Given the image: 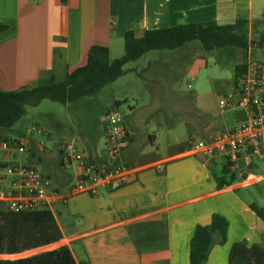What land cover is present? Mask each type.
I'll list each match as a JSON object with an SVG mask.
<instances>
[{
    "label": "crops",
    "instance_id": "crops-1",
    "mask_svg": "<svg viewBox=\"0 0 264 264\" xmlns=\"http://www.w3.org/2000/svg\"><path fill=\"white\" fill-rule=\"evenodd\" d=\"M241 20L248 21L249 32L256 27L257 32H264V0H0V23L10 26L0 35V88L15 91L51 79L63 82L68 74L87 64L90 49L96 45L108 47L110 59L113 54L122 57L129 31L141 34L190 24L233 25ZM232 53L243 56L240 50ZM138 65L125 69L126 74L112 84L124 81L130 73L141 77L143 70ZM202 65L201 60L192 64L189 76H197ZM237 66L239 76L250 67L239 61ZM141 85L138 82L133 90L118 96L112 92L108 105L98 100V94L94 102L88 100L93 99L90 97L68 104L81 123L77 128L70 122L74 127L69 129L59 124L58 138L68 136L62 142L38 123L48 143L35 134L0 131V143L11 140L29 146L25 157L14 150L0 151L4 159L34 167L50 178L48 194H59L50 210L62 240L51 245L53 249L69 248L77 264H190L196 228L210 225L215 215L228 220L227 239L222 244L221 235L215 234L206 264H229L230 251L238 242L264 245V222L251 210L250 205L256 202L247 190L252 184L264 182V175L254 173L260 166L255 160L249 162L245 170L253 180L237 177L235 183L221 188L217 178L224 177L229 167L227 158L191 153L188 150L195 140L187 144L180 140V132L187 127L192 137L210 141L242 123L244 111L231 109L234 124L229 110L215 117L199 103V107L186 110L180 123L173 92L153 81ZM141 87L149 88L157 101H166L171 108L157 121L150 114L139 115L138 105L129 106L130 113L123 115L129 137L123 161L134 169L128 182L102 188L98 196L73 195L82 169L74 160L64 164L62 146L73 141L102 168L114 165L108 153L105 112L111 106L121 110V104L129 103L127 98L138 100ZM93 108H98L94 120ZM155 128L169 136L164 145L159 142L161 132L153 133ZM9 133L18 139H12ZM9 182L0 183V189H8ZM0 204L6 206L5 210L0 207V212L8 210L6 202Z\"/></svg>",
    "mask_w": 264,
    "mask_h": 264
},
{
    "label": "trees",
    "instance_id": "trees-1",
    "mask_svg": "<svg viewBox=\"0 0 264 264\" xmlns=\"http://www.w3.org/2000/svg\"><path fill=\"white\" fill-rule=\"evenodd\" d=\"M10 26L0 23V35ZM124 55L114 61L106 46L90 49L87 64L67 75L63 82L55 79L39 82L33 87L15 91L0 88V131H9L26 115L28 104L38 105L44 100L68 105L99 94L106 86L126 74L125 67L157 50H177L194 41L200 42L205 51L235 47L248 51V21L233 25L217 23L190 24L163 30H149L141 34L129 31L125 34ZM259 46L264 48V32L260 33ZM246 69V66H243ZM229 169V167H228ZM228 169L223 178H217L219 187L232 185L237 176ZM229 180H226L229 177ZM251 210L264 222V207L250 205ZM229 222L220 215L213 217L208 226H198L191 240L190 264H206L215 245L214 236L219 233L221 242L227 239ZM62 240L60 227L49 209L28 213L0 212V256H20L27 252L49 247ZM0 264H77L67 247L42 252L16 260H0ZM229 264H264V245L238 242L229 254Z\"/></svg>",
    "mask_w": 264,
    "mask_h": 264
},
{
    "label": "rangeland",
    "instance_id": "rangeland-1",
    "mask_svg": "<svg viewBox=\"0 0 264 264\" xmlns=\"http://www.w3.org/2000/svg\"><path fill=\"white\" fill-rule=\"evenodd\" d=\"M261 30L264 31V21L261 25ZM249 39L251 41L250 47L252 51L250 53L248 51H240L243 52V56L239 58L232 53L233 51H239V49L235 47L217 49L209 52L205 51L198 41L187 44L184 49L152 51L147 56L143 57L139 63H130L125 67V69H127L128 67L139 64L138 66L143 70L141 77H136V75L130 73L124 81H119L116 84L111 83V85L106 86L97 95L99 98L98 100L108 105L114 95L112 92L118 96L133 90L135 84H138V82L140 85H148L153 81L157 84H161L165 90L173 92V99L177 100L180 123H182L186 115V110L199 107V103L208 114L218 117L223 110L220 107V100L227 98L228 95L234 91L236 82L241 76L238 75V61L249 65L264 66V48L259 46L260 32H257V27L249 32ZM120 57L119 55L113 54L111 60L114 61ZM181 57L183 59H181ZM197 60H201L203 65L200 67L201 70L199 74L192 78L189 76V67L197 62ZM127 99H130L129 103L121 104L122 109L119 110L122 116L130 113L129 106L138 105L139 115L147 116V114H150V118L152 117L157 121L165 118L167 115V108H171L170 104L166 101H157L156 96H152V92L149 88L143 89L141 87L139 89L138 100L135 101L131 98ZM88 100L94 102V96L93 99ZM172 108L173 112H175V102H173ZM97 109L98 108L91 109L92 120H94L95 116H98ZM231 109L233 108H227L223 111L229 110V115L234 120V124H236L235 115ZM240 111L243 112V110ZM70 122H73L77 128L81 123L73 108L50 100H44L38 105L28 104L26 106V115L13 129L27 134V130L38 123L45 131L62 142L67 140L68 136L66 135L61 139L58 138L59 124H63L69 129L74 127ZM183 129V132H180L182 144H187L191 139L200 141V136L195 135L192 137L187 127ZM158 131L161 132L160 129L155 128L153 133ZM9 134L12 139H18V136L14 133ZM35 136L44 138L46 143L49 142L47 136L39 134H35ZM168 139L169 136H167L166 131H162L159 142L164 145L168 142ZM19 156L25 157L27 153ZM254 160L255 163L260 166L258 170L255 169L254 173L264 175V159L256 158ZM247 190H251V196L253 197V201L256 202L255 204L264 207V182L252 184ZM0 207L4 210L6 209V206L3 204H0ZM42 209L50 210V208ZM53 248V246H49L27 252L20 256H0V260H16L32 257L42 252L54 250Z\"/></svg>",
    "mask_w": 264,
    "mask_h": 264
},
{
    "label": "built area",
    "instance_id": "built-area-1",
    "mask_svg": "<svg viewBox=\"0 0 264 264\" xmlns=\"http://www.w3.org/2000/svg\"><path fill=\"white\" fill-rule=\"evenodd\" d=\"M220 107L242 109L245 118L238 126L218 133L210 141H195L189 152L208 156L224 155L229 162L231 173L242 181L253 180L245 165L256 158H264V66L250 65L241 75L233 92L220 101ZM107 124L108 153L115 162L102 168L80 150L75 142L62 146L64 164L74 160L82 169L81 180L74 186L73 195L89 194L98 196L102 188L119 187L128 182L134 169L123 161V153L129 146V137L124 117L117 106L109 107L104 116ZM46 135L34 125L27 134ZM16 151L25 154L29 151L26 143L4 140L0 151ZM11 181L9 182V180ZM9 182L8 189H0V202H6L8 211L16 214L28 213L42 208H51L59 199V194H48L51 180L34 167L10 164L0 153V183Z\"/></svg>",
    "mask_w": 264,
    "mask_h": 264
}]
</instances>
